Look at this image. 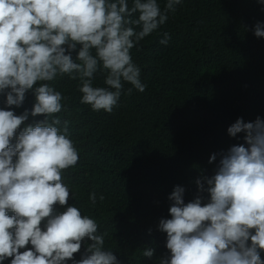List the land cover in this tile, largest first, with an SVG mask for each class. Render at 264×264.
Returning a JSON list of instances; mask_svg holds the SVG:
<instances>
[{"label":"clouds","instance_id":"clouds-1","mask_svg":"<svg viewBox=\"0 0 264 264\" xmlns=\"http://www.w3.org/2000/svg\"><path fill=\"white\" fill-rule=\"evenodd\" d=\"M181 2L0 0V264H122L96 219L69 203L62 176L79 151L70 121L58 115L68 98L50 82L78 80L81 105L112 113L122 95L147 87L131 50ZM256 2L264 11V0ZM251 30L264 38V21ZM170 38L164 32L159 43ZM97 73L105 86H94ZM29 94L32 107L17 114ZM227 134H243V143L211 154L216 167L194 180L193 198L185 201L181 185L168 195L170 218L157 225L166 249L159 264H264V119L239 117ZM97 199L105 196L89 194L92 207ZM142 256L152 260L156 249Z\"/></svg>","mask_w":264,"mask_h":264},{"label":"trees","instance_id":"trees-1","mask_svg":"<svg viewBox=\"0 0 264 264\" xmlns=\"http://www.w3.org/2000/svg\"><path fill=\"white\" fill-rule=\"evenodd\" d=\"M158 3L163 8L165 0ZM261 9L256 0H182L131 50L145 91L122 95L110 114L79 103L78 80L50 82L68 98L58 115L70 121L79 151L77 165L62 176L74 195L69 203L96 219L108 233L105 247L122 264H159L166 249L157 225L168 217L174 186H184L191 200L194 180L216 167L219 158L209 164L211 154L243 143V134L231 138L227 128L239 117L264 119V38L251 30L264 21ZM164 32L171 37L166 45L159 43ZM103 79L97 73L94 86H105ZM33 103L29 94L17 114ZM93 191L105 196L95 207ZM149 246L156 249L152 260L142 256Z\"/></svg>","mask_w":264,"mask_h":264}]
</instances>
